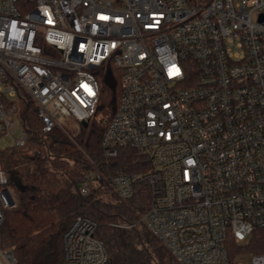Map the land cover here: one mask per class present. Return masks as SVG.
I'll use <instances>...</instances> for the list:
<instances>
[{
    "label": "built area",
    "instance_id": "2783aa9c",
    "mask_svg": "<svg viewBox=\"0 0 264 264\" xmlns=\"http://www.w3.org/2000/svg\"><path fill=\"white\" fill-rule=\"evenodd\" d=\"M111 66L120 92L102 157L131 148L150 165L109 173L115 192L129 198L149 187L139 220L180 264H232L229 239L241 245L264 233V0H0V136L28 144L7 117L23 97L42 132L87 123L97 72ZM92 182L85 177L80 192ZM7 183L0 162V224L14 205ZM95 229L75 216L63 264L106 262ZM247 254L264 264V251ZM15 263L0 244V264Z\"/></svg>",
    "mask_w": 264,
    "mask_h": 264
},
{
    "label": "trees",
    "instance_id": "16d2710c",
    "mask_svg": "<svg viewBox=\"0 0 264 264\" xmlns=\"http://www.w3.org/2000/svg\"><path fill=\"white\" fill-rule=\"evenodd\" d=\"M120 74L116 66L97 72L95 115L86 125L67 126L66 131L56 127L42 132L32 101L27 97L20 100L28 144L0 149L14 201L3 212L0 244L13 251L15 264H63V233L77 215L96 222L94 234L107 251L104 264H180L139 220L150 203L149 187L140 184L132 196L122 198L107 178L109 173L150 168L131 148H120L108 161L102 157L101 137L118 104ZM29 144L42 146L43 153L26 154ZM87 176L93 182L83 194L80 184ZM226 246L235 264L233 259L239 253L264 251V233L254 230L244 244L231 238Z\"/></svg>",
    "mask_w": 264,
    "mask_h": 264
},
{
    "label": "rangeland",
    "instance_id": "374dc122",
    "mask_svg": "<svg viewBox=\"0 0 264 264\" xmlns=\"http://www.w3.org/2000/svg\"><path fill=\"white\" fill-rule=\"evenodd\" d=\"M8 120L11 122V133L13 137H17L21 131L24 129L21 116H20V106L17 105V110L15 112L9 113L7 115ZM69 127H77L76 124H69L66 123ZM14 144V139L6 137L4 135L0 136V149H3L4 147L11 146ZM234 263L236 264H252L251 256L247 253H239L234 257Z\"/></svg>",
    "mask_w": 264,
    "mask_h": 264
},
{
    "label": "water",
    "instance_id": "95a60500",
    "mask_svg": "<svg viewBox=\"0 0 264 264\" xmlns=\"http://www.w3.org/2000/svg\"><path fill=\"white\" fill-rule=\"evenodd\" d=\"M81 124L86 125L87 123L85 121L81 122Z\"/></svg>",
    "mask_w": 264,
    "mask_h": 264
},
{
    "label": "snow or ice",
    "instance_id": "6c2138e0",
    "mask_svg": "<svg viewBox=\"0 0 264 264\" xmlns=\"http://www.w3.org/2000/svg\"><path fill=\"white\" fill-rule=\"evenodd\" d=\"M178 71V70H177Z\"/></svg>",
    "mask_w": 264,
    "mask_h": 264
}]
</instances>
